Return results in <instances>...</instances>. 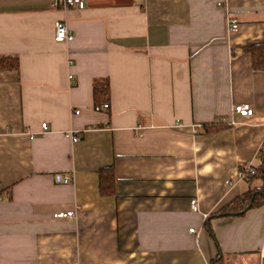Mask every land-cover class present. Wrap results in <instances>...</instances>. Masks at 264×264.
<instances>
[{"label":"crops","instance_id":"crops-1","mask_svg":"<svg viewBox=\"0 0 264 264\" xmlns=\"http://www.w3.org/2000/svg\"><path fill=\"white\" fill-rule=\"evenodd\" d=\"M56 20L72 40H55ZM257 44L264 0H0V56L20 60L0 70V264H264V205L204 225L256 187L237 175L263 160ZM219 122L231 126L204 132Z\"/></svg>","mask_w":264,"mask_h":264},{"label":"trees","instance_id":"trees-1","mask_svg":"<svg viewBox=\"0 0 264 264\" xmlns=\"http://www.w3.org/2000/svg\"><path fill=\"white\" fill-rule=\"evenodd\" d=\"M248 52L252 53V65L256 70L264 71V45L257 44L252 45ZM20 67V60L17 56L8 55L0 56V70H18ZM94 88V100L95 105L98 109L105 102H110V85L107 83L95 82ZM230 124L224 123H213L211 125L205 126L206 134H215L224 131L226 128L230 127ZM261 180V184L252 187L247 191L242 192V194L227 205L219 209L213 215L206 220L204 225H206L210 231H212L209 221L215 217H228V216H243L252 208H257L264 205V149H263V160L256 166L255 174L250 176L251 180L254 179ZM116 174L113 169H104L100 171L99 186L100 191L103 195L113 196L116 193ZM210 264H223L222 257H217L212 260Z\"/></svg>","mask_w":264,"mask_h":264},{"label":"built area","instance_id":"built-area-1","mask_svg":"<svg viewBox=\"0 0 264 264\" xmlns=\"http://www.w3.org/2000/svg\"><path fill=\"white\" fill-rule=\"evenodd\" d=\"M53 3V6L55 8H85L86 7V0H51ZM228 24H230V29L232 31H236V29L239 27L238 20L235 18H230L228 21ZM56 33H55V40L57 42H64V41H70L74 38V34L71 30H69L65 20H56L54 24ZM70 80L73 79V75L69 76ZM102 107L104 109H108L110 107V102H105L102 104ZM235 113L238 115L244 117H252L254 114V109L250 106L248 103H239L238 105H235L233 107ZM79 110H76L75 113H79ZM178 126H181V123L177 124ZM49 130V125L47 122H43L41 125V133H46ZM194 133H197V128H194ZM66 136L71 137L74 142L78 141L80 139L78 133L73 130L69 129L68 132H66ZM34 137L33 135L31 136ZM256 166H252L250 164L244 165L241 167V169L238 172L237 179L238 181L241 180H248L250 179V176L255 174ZM71 180L70 177H64L63 181L65 183H69ZM228 183H232L231 180H227ZM190 207L192 211L198 212L199 210V200L198 198H193L190 202ZM74 214V211H56V213L53 215L55 218L57 217H71ZM191 231L194 232V228H191Z\"/></svg>","mask_w":264,"mask_h":264},{"label":"rangeland","instance_id":"rangeland-1","mask_svg":"<svg viewBox=\"0 0 264 264\" xmlns=\"http://www.w3.org/2000/svg\"><path fill=\"white\" fill-rule=\"evenodd\" d=\"M260 180L259 179H254V182H253V186H256V185H258V184H260Z\"/></svg>","mask_w":264,"mask_h":264}]
</instances>
